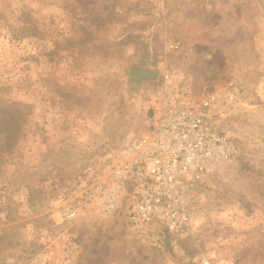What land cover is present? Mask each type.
<instances>
[{"label":"rangeland","instance_id":"1","mask_svg":"<svg viewBox=\"0 0 264 264\" xmlns=\"http://www.w3.org/2000/svg\"><path fill=\"white\" fill-rule=\"evenodd\" d=\"M127 66L180 71L196 97L239 88L206 110L239 155L196 191L193 238L165 241L129 223L125 202L105 215L72 187L82 165L147 132L158 78L131 84ZM204 260L264 264V0H0V264Z\"/></svg>","mask_w":264,"mask_h":264},{"label":"built area","instance_id":"2","mask_svg":"<svg viewBox=\"0 0 264 264\" xmlns=\"http://www.w3.org/2000/svg\"><path fill=\"white\" fill-rule=\"evenodd\" d=\"M168 48L178 50L180 42ZM239 88L232 82L218 92L196 97L188 77L163 67L157 79L145 133L125 138L101 161L82 165L72 187L99 198L103 214L122 209L134 225H157L169 234L193 238L199 213L196 191L218 165H232L239 155L231 132L212 120L206 110L218 101L234 104ZM65 220L76 217L75 206L59 195ZM202 264H210L208 260Z\"/></svg>","mask_w":264,"mask_h":264},{"label":"water","instance_id":"3","mask_svg":"<svg viewBox=\"0 0 264 264\" xmlns=\"http://www.w3.org/2000/svg\"><path fill=\"white\" fill-rule=\"evenodd\" d=\"M123 74L131 84L137 86L148 81H155L159 77L158 72L138 66H127L124 68Z\"/></svg>","mask_w":264,"mask_h":264},{"label":"trees","instance_id":"4","mask_svg":"<svg viewBox=\"0 0 264 264\" xmlns=\"http://www.w3.org/2000/svg\"><path fill=\"white\" fill-rule=\"evenodd\" d=\"M150 115V110H148V116ZM15 132V131H14ZM14 132H13V134H14ZM10 142V143H9ZM11 143H13V139H12V137H11V141H8L7 142V144H6V151L8 152V151H11L12 150V144ZM160 234L162 235V237H163V239L165 240V241H168L169 240V238H171V237H178V236H176V235H172V234H169V233H167L166 231H164V230H162L161 229V231H160Z\"/></svg>","mask_w":264,"mask_h":264}]
</instances>
